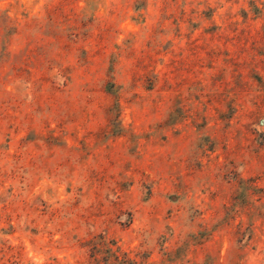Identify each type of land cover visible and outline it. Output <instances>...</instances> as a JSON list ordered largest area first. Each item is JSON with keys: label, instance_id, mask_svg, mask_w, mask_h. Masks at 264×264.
<instances>
[{"label": "rangeland", "instance_id": "1", "mask_svg": "<svg viewBox=\"0 0 264 264\" xmlns=\"http://www.w3.org/2000/svg\"><path fill=\"white\" fill-rule=\"evenodd\" d=\"M0 264H264V0H0Z\"/></svg>", "mask_w": 264, "mask_h": 264}]
</instances>
